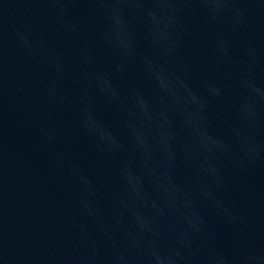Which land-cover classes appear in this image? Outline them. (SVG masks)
<instances>
[{
	"label": "water",
	"instance_id": "1",
	"mask_svg": "<svg viewBox=\"0 0 264 264\" xmlns=\"http://www.w3.org/2000/svg\"><path fill=\"white\" fill-rule=\"evenodd\" d=\"M0 264H264V0H0Z\"/></svg>",
	"mask_w": 264,
	"mask_h": 264
}]
</instances>
